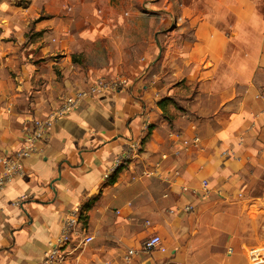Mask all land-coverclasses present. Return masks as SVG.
<instances>
[{"label": "crops", "instance_id": "1", "mask_svg": "<svg viewBox=\"0 0 264 264\" xmlns=\"http://www.w3.org/2000/svg\"><path fill=\"white\" fill-rule=\"evenodd\" d=\"M113 30L130 83L59 119L0 188V264H40L77 206L94 240L68 245L67 264H119L129 249L137 264H264V0H0V155L106 75ZM137 139L139 156L112 180L114 157ZM152 235L164 250H142Z\"/></svg>", "mask_w": 264, "mask_h": 264}, {"label": "built area", "instance_id": "2", "mask_svg": "<svg viewBox=\"0 0 264 264\" xmlns=\"http://www.w3.org/2000/svg\"><path fill=\"white\" fill-rule=\"evenodd\" d=\"M130 83V79L120 75L114 76H98L87 87L78 88L70 94L64 96L59 104L49 111L46 115L31 120L30 124L24 129L21 146L18 150L7 155H0V188L5 187L13 179L25 174L24 160L30 158L34 154L40 152L39 144L47 142L50 137L54 124L61 118L69 116L73 113L80 103L96 94L108 91H118ZM172 136L180 140L185 147H199L200 138L195 136L192 140L185 139L178 132H173ZM141 141L134 140L129 148L114 157L109 168L112 174L127 162L136 159L141 150ZM168 156L165 154L164 159ZM152 171H148V174ZM179 175V171L175 173ZM203 189L207 194L208 184L202 182ZM81 206L73 207L68 210L62 218L61 231L59 235L50 242L49 249L45 252L40 264H67L68 255L71 252L82 251L93 240L94 236L88 234L81 226L80 211ZM192 210L191 205H186L182 209H172L171 213L183 212L188 213ZM150 221L146 225H150ZM72 244V251H67V246ZM164 250L160 236L152 235L145 239L142 243V250L150 253L155 250ZM137 255L136 249H129L122 257L119 264H132L134 257Z\"/></svg>", "mask_w": 264, "mask_h": 264}, {"label": "rangeland", "instance_id": "3", "mask_svg": "<svg viewBox=\"0 0 264 264\" xmlns=\"http://www.w3.org/2000/svg\"><path fill=\"white\" fill-rule=\"evenodd\" d=\"M21 1L22 3L25 2V0H21ZM145 24H146L145 26L147 27V32H145V34H147V37H145V39H147L148 41H153L154 34L148 32V30L151 27V24H149L148 22H146ZM112 25H111L112 29L116 28V30H118L122 27L123 23L117 21ZM122 32H124V30ZM29 35L30 33L27 34V36ZM34 35L35 33L31 34L30 35L31 38H33ZM142 39L143 38H141V36L139 38L136 37L130 38L131 41H141ZM102 41H104L102 45L104 62L101 64L105 67L107 71L106 73H104L106 74L105 76L120 75L128 78L129 76L127 75V71L130 68L129 67L130 63H124V47H122L119 44V42L117 43L115 42V41H124V34L120 33V31L116 32L115 30H113L108 34L106 38H103ZM87 64L90 65L89 62H87ZM98 65H100L99 62ZM137 263L138 262H133L132 264H137Z\"/></svg>", "mask_w": 264, "mask_h": 264}, {"label": "trees", "instance_id": "4", "mask_svg": "<svg viewBox=\"0 0 264 264\" xmlns=\"http://www.w3.org/2000/svg\"><path fill=\"white\" fill-rule=\"evenodd\" d=\"M170 101H172V100L169 99V98L162 99L161 101L158 102V106H159L162 110H165L167 104H168ZM120 169H121V168H120ZM120 169H118L117 171H115V172L113 173L114 175H112V180H114L115 175L117 174V172H118Z\"/></svg>", "mask_w": 264, "mask_h": 264}]
</instances>
